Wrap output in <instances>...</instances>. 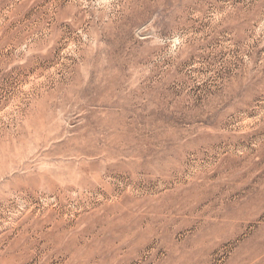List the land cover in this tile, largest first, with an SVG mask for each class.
I'll return each mask as SVG.
<instances>
[{
  "label": "rangeland",
  "instance_id": "374dc122",
  "mask_svg": "<svg viewBox=\"0 0 264 264\" xmlns=\"http://www.w3.org/2000/svg\"><path fill=\"white\" fill-rule=\"evenodd\" d=\"M0 264H264V0H0Z\"/></svg>",
  "mask_w": 264,
  "mask_h": 264
}]
</instances>
